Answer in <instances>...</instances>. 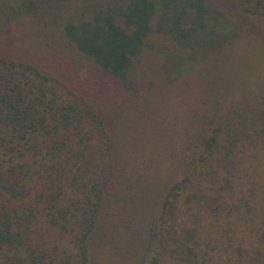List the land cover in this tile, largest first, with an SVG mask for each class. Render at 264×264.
Here are the masks:
<instances>
[{
    "label": "trees",
    "instance_id": "obj_1",
    "mask_svg": "<svg viewBox=\"0 0 264 264\" xmlns=\"http://www.w3.org/2000/svg\"><path fill=\"white\" fill-rule=\"evenodd\" d=\"M237 48L264 49V0H0V264H93L119 233L131 264H264L213 89Z\"/></svg>",
    "mask_w": 264,
    "mask_h": 264
},
{
    "label": "rangeland",
    "instance_id": "obj_2",
    "mask_svg": "<svg viewBox=\"0 0 264 264\" xmlns=\"http://www.w3.org/2000/svg\"><path fill=\"white\" fill-rule=\"evenodd\" d=\"M241 50L237 48L235 57L222 63L213 89L222 93L225 109L239 137L243 138L235 167L241 172L242 169L248 170L247 174L253 173V177L264 184V156L262 151L251 148V145H255L251 137L264 115V49ZM244 148L248 151L245 152ZM150 211V203L145 204L144 215L149 217ZM138 246L134 237L119 233L112 245L100 246L91 251L90 259L93 264H131L142 252Z\"/></svg>",
    "mask_w": 264,
    "mask_h": 264
}]
</instances>
